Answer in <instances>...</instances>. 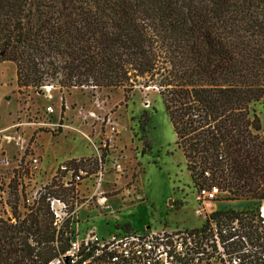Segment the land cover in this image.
<instances>
[{
    "label": "trees",
    "instance_id": "obj_1",
    "mask_svg": "<svg viewBox=\"0 0 264 264\" xmlns=\"http://www.w3.org/2000/svg\"><path fill=\"white\" fill-rule=\"evenodd\" d=\"M2 61L18 88L58 68L71 86L156 88L188 170L209 168L231 200L264 199V0H0ZM32 206L0 221V264L69 249L67 221L53 227L41 194Z\"/></svg>",
    "mask_w": 264,
    "mask_h": 264
},
{
    "label": "rangeland",
    "instance_id": "obj_2",
    "mask_svg": "<svg viewBox=\"0 0 264 264\" xmlns=\"http://www.w3.org/2000/svg\"><path fill=\"white\" fill-rule=\"evenodd\" d=\"M15 71L14 63L0 62V129L16 121L41 127L19 128L28 141L23 151L14 142L0 145V153L10 161L8 167L0 166V187L8 190V207L17 208L13 214L0 202L1 215L23 219L29 208L36 209L32 200L41 185L55 182L56 166L75 159L84 162L87 175L68 183V175L63 174L50 189L68 206L70 240H81L90 232L109 237L128 230L144 232L147 227L190 229L202 224L194 214L197 194L192 187L199 168L188 170L156 88L138 82L125 89L99 86L97 92L73 88L62 68L51 76L44 74L41 88H18ZM48 105L55 111L50 119L44 114ZM108 120L116 128L113 142L108 139ZM260 134L264 136V131ZM34 157L39 159L36 171L31 169ZM260 201L231 200L228 195L214 207L256 209ZM44 215L41 209L39 216Z\"/></svg>",
    "mask_w": 264,
    "mask_h": 264
},
{
    "label": "built area",
    "instance_id": "obj_3",
    "mask_svg": "<svg viewBox=\"0 0 264 264\" xmlns=\"http://www.w3.org/2000/svg\"><path fill=\"white\" fill-rule=\"evenodd\" d=\"M72 87H85L93 92L99 88L92 81L74 84ZM54 113L52 105L45 107L44 114L49 119ZM23 125H35L34 129L41 127V124L34 122L16 121L9 128L0 129V145L2 142H14L19 151H23L28 142L21 135L22 129H19ZM107 127L109 142H113L116 128L109 120ZM31 161V169L38 170V157ZM83 163L81 160L70 159L58 164L54 171L55 182L43 183L38 196L32 200L33 203L41 194L57 230L69 217L68 206L59 196L53 195L50 189L52 184L64 178L63 174L68 175V183L82 180L87 175ZM9 164L8 158L0 153V166L8 167ZM58 170L61 173L59 176L56 175ZM192 187L197 194L194 214L202 218L199 227H147L144 232L128 230L109 237H99L90 232L81 240L69 239V249L49 264H59L63 260H70L71 264H264V199H261L256 209L240 208L228 216L223 213L227 210L214 206L226 200L229 192L222 189L220 179L213 177L209 168L203 169L201 177L194 180ZM7 201L8 190L0 187V202L6 209L10 208ZM0 221L16 222L9 213L7 216L0 214Z\"/></svg>",
    "mask_w": 264,
    "mask_h": 264
}]
</instances>
